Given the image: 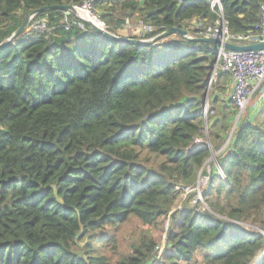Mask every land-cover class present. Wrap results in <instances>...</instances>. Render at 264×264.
Segmentation results:
<instances>
[{
	"label": "trees",
	"instance_id": "obj_1",
	"mask_svg": "<svg viewBox=\"0 0 264 264\" xmlns=\"http://www.w3.org/2000/svg\"><path fill=\"white\" fill-rule=\"evenodd\" d=\"M81 2L0 0V44L35 11ZM210 2L95 5L108 32L137 15L154 30L127 38L150 40L212 25L219 13ZM263 2L220 0L229 32H256ZM61 17L36 14L53 27L48 35L25 40L23 32L0 49V264H264V111L261 121L240 122L218 153L196 205L207 209L175 210L236 115L233 100L219 96L229 78L221 71L204 113L214 47L177 35L117 42ZM131 219L169 220L165 248L158 256L142 238L113 263L102 251L116 248L115 232Z\"/></svg>",
	"mask_w": 264,
	"mask_h": 264
},
{
	"label": "built area",
	"instance_id": "obj_2",
	"mask_svg": "<svg viewBox=\"0 0 264 264\" xmlns=\"http://www.w3.org/2000/svg\"><path fill=\"white\" fill-rule=\"evenodd\" d=\"M97 0H82L81 4L74 6L75 16L77 19L86 20L93 23L98 28L108 31V25L102 19L101 11L96 7ZM210 8L219 13V18L212 25H204L202 22L195 23V33H189V37L195 38H217L221 43H231L234 45H250L264 42V2L260 6L259 21L257 31L254 33H237L229 32L226 22L221 12L222 6L220 0H211ZM61 22L68 25V12H61ZM140 31L144 34L152 32L151 25L139 23ZM123 29H131L129 22L126 20ZM53 30L44 19L36 18V14L29 16V22L24 31V39L28 40L34 35H48ZM122 36L121 34H116ZM124 37H127L125 35ZM217 71L227 73L231 80V99L236 109L239 111L237 120L241 117L242 112L247 108L254 97H259L264 102V50L233 52L227 51L222 46L216 52L213 75L210 78L212 82ZM259 93V95H258ZM237 112V111H236ZM236 120V121H237Z\"/></svg>",
	"mask_w": 264,
	"mask_h": 264
},
{
	"label": "rangeland",
	"instance_id": "obj_3",
	"mask_svg": "<svg viewBox=\"0 0 264 264\" xmlns=\"http://www.w3.org/2000/svg\"><path fill=\"white\" fill-rule=\"evenodd\" d=\"M131 22H130V21ZM127 20L129 22L130 28L131 29H123V27L117 29L115 34H121L122 36L125 35H132L137 33V35L143 34L142 31H140V25L139 23H143L141 20V17L135 15L131 19ZM110 26H113L112 24H109ZM143 25H147L144 24ZM114 28V27H113ZM153 30V27H152ZM220 84V86H225L226 84V90L223 92V94H220L219 96L221 99L224 101L227 100H232L231 99V84L229 83V79L227 82L224 84ZM220 93V91H219ZM218 92L213 90V83L210 82L208 83V87L205 93V105H204V113H207V110L210 106V101L213 98V96L217 95ZM259 95V93H258ZM259 97H254L250 104L247 106V108L242 112L241 117L239 120H237V115L239 111L234 108L237 112L236 115L233 118L232 122H228V131L226 134L223 135V140H222V145L220 148L217 150H212L211 149V155L209 159H207L204 163V165L201 167L200 171L197 173L195 181L191 187L187 188H182V192L179 196L178 201L175 203L176 209L175 210H180L184 207H192L196 208L197 211L203 212L206 210V206L202 203V205L196 206L197 202H202V192L206 187V184L208 183L209 180V174L212 170V168L217 166V155L220 151H222L224 148H227L229 144L232 141L233 138V132H235L237 129L238 124L242 122L243 120L249 119L248 117L251 116L249 119L250 121H258L256 118L261 121L262 118V109L263 107H258V104L256 105L257 99ZM237 122L235 123V121ZM207 119L205 116V121L203 124V134L207 135ZM197 143H207L206 138L205 140L198 139L196 140L195 144ZM217 169L219 170L218 166ZM224 178V176L222 175ZM169 220H165L160 224L158 227H146L142 226L140 223H138L135 219H131L129 222L124 224L122 227H120L118 232H115L116 236V248L111 249L108 248L105 251L103 250V254L111 261L114 263V261L121 260L122 258L128 257L132 254V245L139 243L142 238H145L146 241H153L156 244V251L157 255L159 256L163 248H165V235L166 231H168L169 228ZM245 226H252L248 224H244ZM253 227V226H252ZM255 228V227H253Z\"/></svg>",
	"mask_w": 264,
	"mask_h": 264
},
{
	"label": "water",
	"instance_id": "obj_4",
	"mask_svg": "<svg viewBox=\"0 0 264 264\" xmlns=\"http://www.w3.org/2000/svg\"><path fill=\"white\" fill-rule=\"evenodd\" d=\"M46 11H58V12H68L71 15H75V9L74 6L72 5H55V6H49V7H43L37 11H35L32 14H41L44 13ZM30 16V15H29ZM29 16L23 21L22 25L17 29V31L5 42L0 44V49H2L3 47L7 46L13 39L17 38L21 33H23L27 26H28V22H29ZM82 22L84 24H86L87 26H89L90 28H92L94 31L100 33L102 36L106 37L107 39L113 40V41H117V42H125V43H130L133 45H141V44H156L168 37L171 36H179L187 41L190 42H195V43H206L209 45H212L215 49V51L217 52L219 47H223L225 50L227 51H233V52H248V51H262L264 50V42L263 43H256V44H250V45H234L231 43H221L219 36L217 38H195V37H189V33L186 30H181L179 28L176 27H172L169 28L165 31H163L161 34L157 35L156 37L150 39V40H137V39H130L124 36H119L116 34H112L106 30H102L100 28H98L96 25H94L93 23H90L86 20L82 19ZM215 65V63H214ZM214 65L213 68L211 70V74H210V78L213 75V69H214ZM237 121H235L236 123ZM263 254V253H262ZM259 257V259L262 257ZM258 259V260H259Z\"/></svg>",
	"mask_w": 264,
	"mask_h": 264
},
{
	"label": "crops",
	"instance_id": "obj_5",
	"mask_svg": "<svg viewBox=\"0 0 264 264\" xmlns=\"http://www.w3.org/2000/svg\"><path fill=\"white\" fill-rule=\"evenodd\" d=\"M135 35H137V33H135V34L132 33V36H135ZM229 83L231 84V80L230 79H229ZM231 87H232V85H231ZM257 104H258V107H260V108L263 107L262 111H264V102H263V100L261 98L257 99L256 105ZM248 118L250 119L251 116H249Z\"/></svg>",
	"mask_w": 264,
	"mask_h": 264
}]
</instances>
